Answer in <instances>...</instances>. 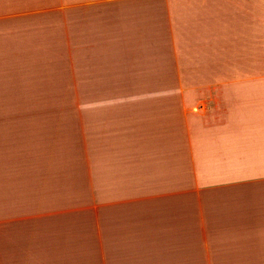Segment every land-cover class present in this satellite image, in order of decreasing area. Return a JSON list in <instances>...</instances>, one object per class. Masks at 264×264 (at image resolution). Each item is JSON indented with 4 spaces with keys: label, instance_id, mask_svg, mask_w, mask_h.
Wrapping results in <instances>:
<instances>
[{
    "label": "crops",
    "instance_id": "1",
    "mask_svg": "<svg viewBox=\"0 0 264 264\" xmlns=\"http://www.w3.org/2000/svg\"><path fill=\"white\" fill-rule=\"evenodd\" d=\"M0 264H264V0H0Z\"/></svg>",
    "mask_w": 264,
    "mask_h": 264
},
{
    "label": "rangeland",
    "instance_id": "2",
    "mask_svg": "<svg viewBox=\"0 0 264 264\" xmlns=\"http://www.w3.org/2000/svg\"><path fill=\"white\" fill-rule=\"evenodd\" d=\"M71 106H73V107H74L75 105H71Z\"/></svg>",
    "mask_w": 264,
    "mask_h": 264
}]
</instances>
